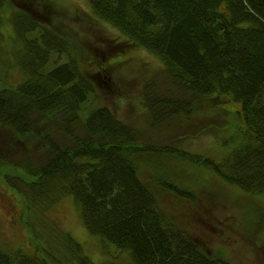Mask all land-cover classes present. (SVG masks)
<instances>
[{
    "label": "trees",
    "instance_id": "1",
    "mask_svg": "<svg viewBox=\"0 0 264 264\" xmlns=\"http://www.w3.org/2000/svg\"><path fill=\"white\" fill-rule=\"evenodd\" d=\"M85 1L94 21L163 67L158 79L169 87L142 90L146 130L187 118L194 100L209 96L238 104L241 125L218 138L221 148L231 146L219 161L148 143L109 108L85 109L96 93L84 71L91 57L82 59L69 42L57 0H0V177L24 205L29 241L41 244L39 257L0 249V264H94L81 243L47 219L66 198L84 231L126 253L131 264H246L232 262L223 248L205 251L156 200L194 203L200 170L246 193L251 205L264 194V0ZM5 11L14 48L2 46ZM156 155L189 168L152 173Z\"/></svg>",
    "mask_w": 264,
    "mask_h": 264
},
{
    "label": "rangeland",
    "instance_id": "2",
    "mask_svg": "<svg viewBox=\"0 0 264 264\" xmlns=\"http://www.w3.org/2000/svg\"><path fill=\"white\" fill-rule=\"evenodd\" d=\"M56 7L64 19L67 27L64 32L69 33L68 40L72 47L82 59L91 57L86 70H82L95 82L96 93L84 105L86 110L98 106L109 108L123 122L138 129L152 145H169L191 154L216 156L218 161L229 153L231 146L221 148L218 138L221 135L228 137L240 128L238 104L227 97L197 98L187 118H177L171 125L160 129L146 130V118L140 108L143 87L153 84L160 91L169 87V83L158 79L164 75L161 63L153 55L122 40L124 38L115 29L94 21L85 0H57ZM7 14L5 11L3 16L2 46L8 44L14 48ZM227 117L232 118L225 129L230 134L223 130L227 125ZM156 156L150 158L152 173L170 176V167L182 165L189 168L168 156ZM198 173L199 179L195 182L197 188H190L195 192V202L190 204L170 195L159 196L156 202L161 211L170 214L175 226L192 235L205 251L223 248L232 262L264 264V233L260 229V226H264V194L256 195L258 203L252 205H257L258 211L251 213L249 208L252 205L246 193L232 186L226 188L212 182L210 172L200 170ZM142 178L147 179L145 175ZM173 179L179 184L177 178ZM11 192L19 196L0 177V249L6 253L19 249L27 256L39 257L41 252L38 247L41 244L34 246L29 241V235L23 227L26 221L24 205L18 203ZM71 202V198H66L47 211V219L55 224V228L70 233L81 243L86 256L94 264H131L126 253L84 231ZM34 216L30 214L29 219H34ZM51 233L56 235V231L47 228L45 234ZM33 246L37 248L36 252Z\"/></svg>",
    "mask_w": 264,
    "mask_h": 264
},
{
    "label": "bare ground",
    "instance_id": "3",
    "mask_svg": "<svg viewBox=\"0 0 264 264\" xmlns=\"http://www.w3.org/2000/svg\"><path fill=\"white\" fill-rule=\"evenodd\" d=\"M190 104H191V102L188 103V105H190Z\"/></svg>",
    "mask_w": 264,
    "mask_h": 264
}]
</instances>
